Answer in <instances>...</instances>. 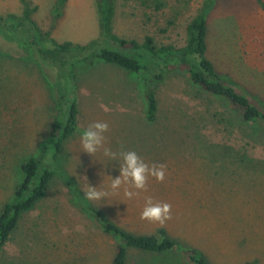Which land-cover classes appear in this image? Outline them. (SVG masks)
I'll return each instance as SVG.
<instances>
[{
  "label": "rangeland",
  "instance_id": "374dc122",
  "mask_svg": "<svg viewBox=\"0 0 264 264\" xmlns=\"http://www.w3.org/2000/svg\"><path fill=\"white\" fill-rule=\"evenodd\" d=\"M23 0H0V16L23 13ZM34 20L59 43L86 45L100 36L95 0H68L55 20V0H29ZM143 7L117 0L115 33L143 43L182 48L187 27L204 0H161ZM219 0L210 18L209 59L251 94L264 100V0ZM0 216L15 196L21 168L39 158L59 111L55 90L27 47L0 36ZM159 102L156 122L146 118L143 76L103 62L78 64L79 130L65 143L54 166L46 199L25 213L19 229L0 255V264H113L119 240L109 236L82 211L74 192L121 229L156 235L165 229L178 244L179 264H191L186 250L202 252L209 264H264V123L245 122L228 102L205 93L181 65L161 80L144 72ZM105 122V146L134 151L150 167L166 165L164 181L148 180V191L128 200L123 186L106 200L89 201L87 183L108 190L122 160L82 152L81 134ZM123 146V148H121ZM171 205L163 226L141 219L145 197ZM156 256L132 251L127 264H153Z\"/></svg>",
  "mask_w": 264,
  "mask_h": 264
},
{
  "label": "trees",
  "instance_id": "16d2710c",
  "mask_svg": "<svg viewBox=\"0 0 264 264\" xmlns=\"http://www.w3.org/2000/svg\"><path fill=\"white\" fill-rule=\"evenodd\" d=\"M52 15L60 20L68 0H55ZM143 7L154 4L161 12L166 7L161 0H136ZM263 5L262 0H256ZM100 24V36L86 45L72 42L59 43L50 34H45L34 20L38 11L29 0H23V13L0 16V36L19 43V49L27 47L31 57L55 90L59 111L50 128L44 153L32 158L21 168V182L14 198L5 205L0 216V255L19 229L25 213L35 210L42 203L55 177L54 166L61 155L65 143L79 130V99L76 84L78 64L94 65L103 62L119 67L129 73L143 76L146 86V118L154 123L158 118L159 102L151 90L150 81L143 74L147 72L157 80L163 79L172 65L185 68L190 80L205 93L228 102L245 122L264 123V100L251 94L230 75L218 71L215 63L209 59L210 18L215 12L219 0H204L196 17L187 27L186 45L178 48L174 45L158 46L155 39L146 37L143 43L120 38L115 33L117 0H95ZM4 54H19L11 48L0 45ZM74 192L84 214L92 218L103 232L119 240L113 264H127L132 251L156 256L153 264H179L176 259L178 244L172 240L165 229L156 235H135L121 229L109 220L104 213L89 205L82 198L78 187ZM186 258L191 264H209L206 256L195 249L186 250ZM257 264V262L249 263Z\"/></svg>",
  "mask_w": 264,
  "mask_h": 264
},
{
  "label": "clouds",
  "instance_id": "9594fccd",
  "mask_svg": "<svg viewBox=\"0 0 264 264\" xmlns=\"http://www.w3.org/2000/svg\"><path fill=\"white\" fill-rule=\"evenodd\" d=\"M109 130V125L105 122H95L81 134V146L84 153L94 157L98 152L109 160L119 158L122 163L119 166L120 175L112 178L107 186L108 190L99 187H93L87 183L82 187L84 197L89 201L106 200L110 194H116L123 186V195L126 199L132 200L139 198L141 193L148 191V180L154 178L157 182H163L166 176V165H152L151 167L144 162L134 151L114 152L111 148L105 146V133ZM123 148V146H121ZM171 216V205L167 203L155 202L152 197L144 199V207L141 213V219L149 222L159 223L163 226Z\"/></svg>",
  "mask_w": 264,
  "mask_h": 264
}]
</instances>
